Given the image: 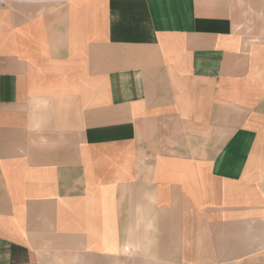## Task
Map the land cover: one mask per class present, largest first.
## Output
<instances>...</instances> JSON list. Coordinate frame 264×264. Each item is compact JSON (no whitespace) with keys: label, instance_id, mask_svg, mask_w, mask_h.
I'll return each instance as SVG.
<instances>
[{"label":"crops","instance_id":"0c3cea01","mask_svg":"<svg viewBox=\"0 0 264 264\" xmlns=\"http://www.w3.org/2000/svg\"><path fill=\"white\" fill-rule=\"evenodd\" d=\"M264 0H0V264H264Z\"/></svg>","mask_w":264,"mask_h":264},{"label":"rangeland","instance_id":"374dc122","mask_svg":"<svg viewBox=\"0 0 264 264\" xmlns=\"http://www.w3.org/2000/svg\"><path fill=\"white\" fill-rule=\"evenodd\" d=\"M261 21H262V23L264 24V15L262 16V20H261Z\"/></svg>","mask_w":264,"mask_h":264}]
</instances>
